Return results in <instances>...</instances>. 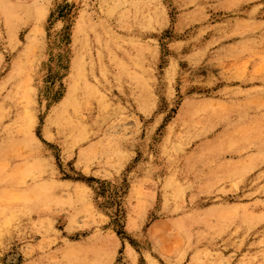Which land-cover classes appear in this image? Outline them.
Masks as SVG:
<instances>
[{
  "label": "rangeland",
  "instance_id": "374dc122",
  "mask_svg": "<svg viewBox=\"0 0 264 264\" xmlns=\"http://www.w3.org/2000/svg\"><path fill=\"white\" fill-rule=\"evenodd\" d=\"M0 264H264V0H0Z\"/></svg>",
  "mask_w": 264,
  "mask_h": 264
}]
</instances>
